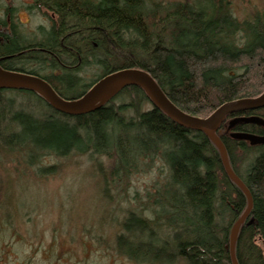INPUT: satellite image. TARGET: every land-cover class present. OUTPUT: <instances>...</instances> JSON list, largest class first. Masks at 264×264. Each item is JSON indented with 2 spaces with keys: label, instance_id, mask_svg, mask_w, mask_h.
Masks as SVG:
<instances>
[{
  "label": "trees",
  "instance_id": "16d2710c",
  "mask_svg": "<svg viewBox=\"0 0 264 264\" xmlns=\"http://www.w3.org/2000/svg\"><path fill=\"white\" fill-rule=\"evenodd\" d=\"M21 10L38 24L23 22ZM0 66L43 78L67 100L107 74L137 68L181 111L206 117L263 93L264 8L239 18L231 0H0ZM6 92L28 94L30 104ZM234 114L264 118V107L228 114L216 131L252 199L235 238L237 263L264 264V143L235 137L264 135V126L230 125ZM48 156H86L106 200L110 186L126 192L140 166H165L145 201L118 222L114 251L129 264H233L230 233L247 208L245 193L204 132L171 120L135 85L79 115L53 109L28 89H0V157L16 172L0 177V264H10L11 242H22L16 223L26 210L16 177L53 173L41 165ZM31 257L18 264H32Z\"/></svg>",
  "mask_w": 264,
  "mask_h": 264
},
{
  "label": "rangeland",
  "instance_id": "374dc122",
  "mask_svg": "<svg viewBox=\"0 0 264 264\" xmlns=\"http://www.w3.org/2000/svg\"><path fill=\"white\" fill-rule=\"evenodd\" d=\"M19 1L22 0H13L14 3ZM231 2L239 18L249 11L264 8V0ZM20 19L23 22L31 19L30 25L39 22L36 17L29 18L24 10L20 11ZM6 94L19 102L30 104L31 97L28 94ZM0 159L5 164L0 166V177L15 178L16 172L10 169L13 163ZM41 165L53 166L54 172H46L41 177L30 173L16 177L20 181L14 192L24 202L26 213L16 223L22 242H11V256H8L10 264L20 263L25 255L34 256L31 257L32 264H129L114 251L118 222L125 216L127 209L137 207L136 201H145L146 189L150 188L153 180L164 174L165 166L156 162L149 171L140 166L130 176L126 192H117L110 186L106 200L99 190L101 184L98 176L86 156L64 159L48 156L42 159ZM27 230L30 234L28 238L23 237ZM83 239L91 244L86 250L81 249ZM52 243L56 244L57 250ZM259 244L264 253V243L260 241ZM48 248L53 253H45Z\"/></svg>",
  "mask_w": 264,
  "mask_h": 264
},
{
  "label": "water",
  "instance_id": "95a60500",
  "mask_svg": "<svg viewBox=\"0 0 264 264\" xmlns=\"http://www.w3.org/2000/svg\"><path fill=\"white\" fill-rule=\"evenodd\" d=\"M126 85H135L140 87L150 102L158 107L174 122L198 131L204 132L218 147L221 159L223 161L228 176L243 190L247 197V208L243 214L234 223L230 233L229 252L233 264H238L235 256V238L240 224L249 214L252 199L249 191L243 182L233 172L229 165L225 148L216 135L219 126L224 122L226 115L237 111L256 110L264 107V91L255 98L238 99L229 101L206 117H196L181 111L176 107L158 84L149 74L141 69L127 68L107 74L95 81L90 88L76 99H63L43 78L14 70H6L0 66V89H28L38 93L53 109L69 114L79 115L91 111L106 102L115 92ZM238 123H258L264 126V118L258 115H237L231 117L230 125ZM235 137L248 139L254 144H263L264 135L251 133H236Z\"/></svg>",
  "mask_w": 264,
  "mask_h": 264
}]
</instances>
